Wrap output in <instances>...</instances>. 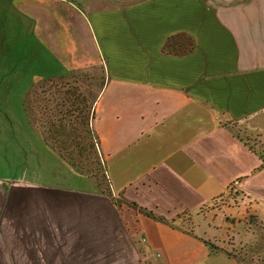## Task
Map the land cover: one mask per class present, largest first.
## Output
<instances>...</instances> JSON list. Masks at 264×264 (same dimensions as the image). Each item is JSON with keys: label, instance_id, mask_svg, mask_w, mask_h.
Instances as JSON below:
<instances>
[{"label": "crops", "instance_id": "1", "mask_svg": "<svg viewBox=\"0 0 264 264\" xmlns=\"http://www.w3.org/2000/svg\"><path fill=\"white\" fill-rule=\"evenodd\" d=\"M18 4L51 55L30 51L48 69L38 81L102 80L93 128L112 193L76 192L51 260L251 264L264 229V0ZM179 33L194 51L165 53Z\"/></svg>", "mask_w": 264, "mask_h": 264}, {"label": "rangeland", "instance_id": "2", "mask_svg": "<svg viewBox=\"0 0 264 264\" xmlns=\"http://www.w3.org/2000/svg\"><path fill=\"white\" fill-rule=\"evenodd\" d=\"M19 1L0 0V264H56L46 243L57 236L66 240L76 192L111 190L92 118L102 80L100 72H79L38 81L48 69L30 51L51 55L20 21ZM56 129L64 135L53 139L49 130ZM87 130L95 153L89 161L75 160L77 173L67 161L73 144L65 140L77 131L87 144ZM262 232L261 244L249 249L251 264H264L257 255L264 249Z\"/></svg>", "mask_w": 264, "mask_h": 264}, {"label": "trees", "instance_id": "3", "mask_svg": "<svg viewBox=\"0 0 264 264\" xmlns=\"http://www.w3.org/2000/svg\"><path fill=\"white\" fill-rule=\"evenodd\" d=\"M195 41L193 40V38L188 35L187 33H179L176 35H172L168 38L167 42L165 43L164 47H163V51L165 53L168 54H176V55H181L184 53H190L192 51H194L195 49ZM92 118H94V114L92 116ZM63 131L60 130H49V135L53 138V139H58L60 138L62 135H64L62 133ZM77 131L75 132V135L73 134H68L69 136V141L65 140L66 142H72L73 144V148H68L69 149V153H71V157L72 158H67L69 160H67L70 165L75 169V171L77 173L82 171L79 169L78 164H76L75 160H83V159H88L87 161H89L90 158H93V154L95 153V142L93 141V138L91 137V130H87V134H86V138H89V140L87 141V144H83L81 139V133L80 134H76ZM95 138L97 140V144H99V139L96 136V134L94 133ZM71 136V137H70ZM57 142V141H56ZM55 144V142H53ZM54 144H51L54 150H56V146ZM62 145H65L64 143ZM61 149V148H60ZM58 151V150H57ZM93 156V157H92ZM63 157V156H62ZM75 158V159H74ZM71 159V162H70ZM99 186H101L100 184H98ZM101 189V188H99ZM101 193H107V194H111V190L110 189H104L101 190ZM237 194H234V196ZM213 249L215 248V246H212Z\"/></svg>", "mask_w": 264, "mask_h": 264}, {"label": "built area", "instance_id": "4", "mask_svg": "<svg viewBox=\"0 0 264 264\" xmlns=\"http://www.w3.org/2000/svg\"><path fill=\"white\" fill-rule=\"evenodd\" d=\"M97 146L99 148V144H97ZM239 184H240V181L239 180H237V181L234 182V186H238Z\"/></svg>", "mask_w": 264, "mask_h": 264}]
</instances>
